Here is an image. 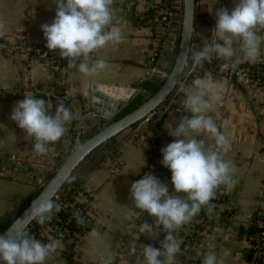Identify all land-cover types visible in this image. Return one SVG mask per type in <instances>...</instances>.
<instances>
[{
    "label": "crops",
    "instance_id": "crops-1",
    "mask_svg": "<svg viewBox=\"0 0 264 264\" xmlns=\"http://www.w3.org/2000/svg\"><path fill=\"white\" fill-rule=\"evenodd\" d=\"M160 2L162 0H122L124 12L115 15L114 20L121 30V42L96 53V58L104 59L107 67L91 77L68 68L66 60L54 77L37 59L27 63L20 54L0 52V218L14 214L22 199L50 175L71 146L72 135H84L85 125L86 133L93 130L89 119L86 123L82 121L88 114L92 85L99 89L116 82H135L141 87L142 77L157 67L169 39L158 31V22L153 20ZM196 2L195 29L207 37L212 35L215 43V12L221 8L231 11L238 0H210L207 5L202 0ZM55 10L54 0H0V39L8 43L22 39L46 44L41 25L53 21ZM178 28L175 24L174 29ZM257 34L264 37V31ZM235 46L236 57H240L241 62L264 61V42L254 61L243 56L239 41ZM167 60L160 65L166 67ZM203 64H199L196 77L186 78L174 95L172 105L182 107L183 95L196 78L215 85L216 98L207 115L229 138L231 148L224 159L234 167V183L220 188L223 200L209 211L207 224L177 264H203L210 253L215 254L217 264H251L246 254L245 228L252 224L254 214H264V82L249 87L237 79L210 74ZM158 71L163 73L164 70ZM35 87L62 89L73 113V119L65 125V136L57 144L50 145L43 155L35 153L33 141L9 118L18 101L24 96L36 95ZM71 89L76 90L74 95L70 94ZM183 114L174 110L163 113L161 126L172 141L175 139L171 136L173 127ZM146 127L143 123L132 126L115 141H109L105 149L93 154L86 167L79 168L71 181L80 186L74 199L85 203L89 215L88 229L77 236L72 245L73 254L81 262L144 264L143 247L151 245L157 225L155 218L145 212L152 222V233L141 234L137 227H132L139 210L134 208L129 189L147 161ZM213 144L212 140L208 141L209 147ZM153 176L168 185L169 194L173 193L170 171L168 175L158 172ZM187 224L174 232L185 231ZM50 231L49 225L43 224L36 239L50 242ZM52 239L58 241V247L45 264H67L66 243L59 238ZM132 247L134 255L130 254Z\"/></svg>",
    "mask_w": 264,
    "mask_h": 264
},
{
    "label": "clouds",
    "instance_id": "clouds-1",
    "mask_svg": "<svg viewBox=\"0 0 264 264\" xmlns=\"http://www.w3.org/2000/svg\"><path fill=\"white\" fill-rule=\"evenodd\" d=\"M54 2L53 21L41 25L48 51L57 52L61 59L67 61L68 68H74L87 77L103 71L107 63L96 58V53L110 44L120 43L122 39L121 30L114 23V0ZM215 16L213 37L217 42L203 41L198 51L192 50L191 60L202 64L214 56L230 61V66L235 68L241 62V58L236 57L237 41L243 56L256 60L264 42V37L257 34L264 31V0H238L231 11L221 8ZM187 59L185 53L181 68ZM75 92V89L70 90L72 95ZM215 98V85L201 78L194 79L183 95L181 103L185 114L173 127L171 136L175 139L161 149V164L171 173L173 193L169 194L168 185L151 174H145L130 186L134 208L139 210L137 216L146 212L166 233L159 248L144 245V264H173L176 255L181 252V242L173 232L190 223L204 206L209 205L217 188L234 183V167L224 159V154L231 148L229 138L207 115ZM9 118L23 130L26 138L33 141L35 153L43 155L50 145L57 144L65 136V125L73 119V113L63 103L58 104L53 113L44 99L29 95L15 104ZM209 140L214 142L212 147L208 145ZM60 210L59 204L48 199L32 201L27 212L43 225ZM74 215L79 217L78 212ZM79 219L82 220V217ZM152 231L153 226L147 222L139 227L141 234ZM57 247V240L42 243L23 230L14 235L5 233L0 235V264H45ZM130 254H135L134 247L130 249ZM203 264H217L215 254H208Z\"/></svg>",
    "mask_w": 264,
    "mask_h": 264
},
{
    "label": "water",
    "instance_id": "water-1",
    "mask_svg": "<svg viewBox=\"0 0 264 264\" xmlns=\"http://www.w3.org/2000/svg\"><path fill=\"white\" fill-rule=\"evenodd\" d=\"M179 5L180 13L174 16L175 23L179 28L177 30L171 28L167 32L169 39L160 55V61L156 67L157 71L150 74L146 73L141 79V82L152 80L160 83L157 91L152 95H148L130 112L114 119L115 115L121 111L129 100L138 93L145 94L146 90L137 86L135 82H116L112 86L98 87L99 89L92 85V97L90 96L88 100L89 109H86L88 114L82 121L85 122L89 119L90 126L94 127L93 133L79 141L69 152L62 156L59 164L51 171L49 177L42 182L38 193L0 235L5 233L14 235L15 232L24 230L33 221L27 212L32 201L39 202L54 199L63 187L74 179L79 168L86 167V162L93 158L94 153L96 155L100 153L99 149H105L109 141H115L119 134L130 131L132 126L141 123L145 125L144 119L147 114L158 109L177 93L185 82L189 71L195 65V62L191 60L192 50L198 51L203 41L212 40V35L209 34L207 37L195 29L196 0H179ZM185 53H187L188 59L181 68ZM166 59L169 61L167 60L166 67H163L160 63ZM158 70H164L165 74L160 75ZM121 90L124 91L121 92ZM114 96L117 99L113 98ZM84 130V134H88L86 133L88 132L86 125Z\"/></svg>",
    "mask_w": 264,
    "mask_h": 264
},
{
    "label": "built area",
    "instance_id": "built-area-1",
    "mask_svg": "<svg viewBox=\"0 0 264 264\" xmlns=\"http://www.w3.org/2000/svg\"><path fill=\"white\" fill-rule=\"evenodd\" d=\"M170 1V2H169ZM197 1V0H196ZM210 0H202L204 4H208ZM116 3V5H115ZM197 3V2H196ZM113 9L115 15H119L122 12H124L123 3L122 0H114ZM178 13H180V5L179 0H162L160 2V9L159 11L153 15L154 21L158 22V31L161 32V34L166 35L167 32L171 28H175V19L174 16H176ZM142 19V18H140ZM143 20V19H142ZM0 52H7V53H14V54H20L24 57L25 61L28 63L31 60L37 59L41 61L49 70V72L52 74V76H56V74L60 71L61 67L64 64L65 59H61L57 52L55 51H48L46 48V44H34L29 43L24 40H18L12 43H8L5 40L0 39ZM152 61L155 62V58H152ZM207 64H209L208 68H206L207 72L214 75H221L227 79H237L249 87H256L257 85H260L264 82V61L258 60L256 62L252 63H243L240 62L238 66L235 68L231 67L230 61L221 60L218 58H211L210 60L206 61ZM251 65V66H250ZM200 65L195 64L191 71H189L187 77L195 76L199 73ZM157 71L155 67L151 69L150 73H153ZM165 71L163 73H160V75H164ZM35 94L41 97H51L55 100H69V98L66 96V94L60 89L59 87H35L34 88ZM174 97V96H173ZM173 97L168 99L164 104H162L158 109H155L147 114V116L144 119V122L146 125L148 123H151L152 125L155 124L156 120L159 119V117L169 110H174L178 113H183V107H173ZM49 110L52 112V106L51 103H48ZM161 113V114H160ZM79 133H75V135L71 137L72 142L71 146L68 147L65 151V153L69 152L78 142L79 139ZM264 138V137H263ZM161 144L163 147L167 146L169 143H172L173 141L170 139H162L161 138ZM148 149H154V152H160V148H156L155 145L151 144ZM147 160L145 169L142 173H140L141 178L145 174H151L153 175V172L156 170V163L152 161V153H147ZM139 174V173H138ZM59 195H56L54 199H58ZM87 207L86 205L81 207H77L76 211L81 214L82 211ZM263 214V213H259ZM148 219L147 215L145 213H141L140 216H136L135 220H141L143 223L146 222ZM69 219H66L68 221ZM86 221H89V218L86 219ZM205 221H207L204 217H199L196 219L195 223L199 225H204ZM255 224L258 228H260V231L257 232L254 236H249L248 240H252L254 238H257L258 241L256 243L252 244V254L250 257V263L256 264L258 258L262 255L261 251V245L264 244V218L261 216L254 219ZM67 232L68 229L65 226H62L59 230L56 231V234L59 235L61 232ZM156 231H161L165 235V231L161 227H156ZM193 231L192 228L189 230ZM177 232H173V235L181 242L180 248L181 252L178 253L175 257V260L173 264H177L181 256L190 249L192 245L193 238H188L185 242L181 241V237H179ZM35 238H37V234L34 235ZM163 258V257H161ZM67 264H107V262L101 261V262H81L74 254L71 256L70 260L67 262Z\"/></svg>",
    "mask_w": 264,
    "mask_h": 264
},
{
    "label": "trees",
    "instance_id": "trees-1",
    "mask_svg": "<svg viewBox=\"0 0 264 264\" xmlns=\"http://www.w3.org/2000/svg\"><path fill=\"white\" fill-rule=\"evenodd\" d=\"M115 5H116V3H115ZM164 36L166 38L167 34ZM203 63H204L203 68H208L209 64H207L206 61ZM244 63L248 64L247 62H244ZM197 75L198 74H196L195 76H192V77H196ZM159 86H160V83L152 81V80H146V81L142 82L141 87H143L146 90V93L145 94L138 93L135 97H133L131 100H129L128 103L121 109V111L115 115L114 119H116V118L130 112L134 108H136L143 100H145L148 97V95H152L154 92H156L157 89L159 88ZM34 97L39 98V96L37 94ZM41 98L47 102V105H48V103H51L53 113L55 112L56 107L60 103H63L64 106L67 108L69 107V100L68 101L67 100H55L49 96L41 97ZM162 118H163V114L159 117L158 120H156L154 125H152L151 123H148V125L146 127L147 133L145 134V136H146V140L148 143V147L151 144H153L156 146V148H160V152H154V149L153 150L147 149L148 152L152 153V161H154L156 163V170L153 172V175L158 173V172H161L162 174H166V175L169 174V170L161 164V160H162L161 149L163 148V146L161 144V141H162L161 138L170 140V137L166 134L165 130L161 126ZM92 133H93V131H90L88 134H84V135L80 134L79 135L80 141L82 139L88 137ZM147 162H148V160L146 161V163ZM146 163L140 169L139 174L134 178V182L141 179L140 173H142L144 171ZM48 177H49V175L46 177V179ZM222 186L223 185H221L219 188L216 189L215 196L210 201L209 205L204 206L201 209V211L199 212V214L197 216H195L190 223L187 224V229L185 231H180V232L176 233L179 237H181L182 242H185L188 238H193V240H194L195 238L198 237L199 232L207 224V221H205L204 225L196 224L195 221L200 216L207 219V216L209 215V211L211 209H213L218 203H220L223 200V195H222V193H220V188H222ZM40 188H41V185L36 186L30 193H28L22 199V202L20 203L18 209L15 211L14 214L6 215V216H3L0 218V233L20 213V211L33 199V197L38 193ZM78 191H80L79 185H75L71 181L68 182L63 187L61 192L59 193V198L57 200L52 199L55 203L60 205L61 210L59 211V213L53 214L51 220L46 222V224L49 225V228L51 230L50 231V234H51L50 238L51 239L52 238H59L64 243H66L65 254H66V258L68 261L70 260L71 256L73 255L72 245H73L74 239L77 236H79L80 234H82L84 231H86L89 227L88 222L86 221V219L89 218V215H88L86 208L82 211L81 214H79V217L74 215L75 213H77V211H76L77 207L85 206V203L77 202L74 199V195L78 194ZM260 216L262 218H264V214H259V213L254 214L252 224L249 227L245 228L246 240L248 242L247 250H246L248 262L250 261V257L252 254V247L251 246L253 243H256V241H258L257 238H254L252 240H248V237L251 235L254 236L257 232L260 231V228H258L254 222V219L258 218ZM80 217H82V220L79 219ZM66 219H69V220L66 221ZM146 222L148 224L152 225V222L150 220L147 219ZM142 223L143 222L141 220H135L134 225H135V227H137L139 229V227ZM62 226H65L68 229V231L67 232L63 231L59 235H57L56 231L59 230ZM41 227H42V225L38 224L35 220H33L32 223H30L23 231H26L30 235L34 236V235L38 234V231L40 230ZM157 227H161V226H157ZM191 228L193 231L189 232V230ZM164 237H165V234L163 232L156 231L154 238L152 239L151 245L153 247L159 248L160 243L164 239ZM261 251H262V255L258 258L256 264H261V262L264 260V244L261 245ZM107 264H114V263L107 262Z\"/></svg>",
    "mask_w": 264,
    "mask_h": 264
}]
</instances>
